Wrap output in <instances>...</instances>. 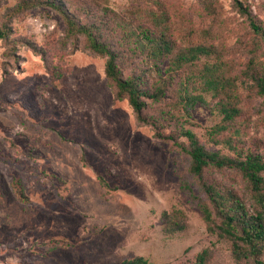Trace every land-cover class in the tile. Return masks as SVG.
Here are the masks:
<instances>
[{"label": "rangeland", "instance_id": "1", "mask_svg": "<svg viewBox=\"0 0 264 264\" xmlns=\"http://www.w3.org/2000/svg\"><path fill=\"white\" fill-rule=\"evenodd\" d=\"M0 26V264H123L139 255L194 264L203 250L207 264H257L220 234L202 188L236 193L252 213L241 170L194 175L180 146L188 138L159 137L117 99L107 57L85 32L126 51L125 76L162 86L165 97L150 99L144 115L173 109L180 119L163 118L165 134L191 129L221 155L264 158V0H0ZM146 31L171 44L163 60L150 56ZM206 66L220 70L218 89L201 78ZM187 91L203 98L188 111Z\"/></svg>", "mask_w": 264, "mask_h": 264}, {"label": "trees", "instance_id": "2", "mask_svg": "<svg viewBox=\"0 0 264 264\" xmlns=\"http://www.w3.org/2000/svg\"><path fill=\"white\" fill-rule=\"evenodd\" d=\"M252 26L256 31L260 30L255 23H252ZM85 34L90 41L92 49L96 53L107 57L105 70L110 83L116 90L117 99L127 98L135 110L138 120L143 123L151 124L159 137L175 142H178L177 139L179 136L188 138L189 144H181L180 146L190 155V171L194 175L202 177L204 170L209 166H216L219 168L230 166L241 170L252 188L253 199L256 203V209L252 213L248 211L245 203L236 193L231 192L226 195L223 191L208 183H203L202 188L207 194L211 204H214V207L218 210L217 215H219L220 223L217 228L220 234L234 240L237 255H254L256 256L257 264H264V261L258 258L259 254H261L264 249V176L262 174L264 171V158L252 152L246 153L244 157L221 155L219 152L211 151L201 144L196 134L191 129H179L176 132L165 134L163 131V120L169 117L172 119H180L178 115L172 111L173 109L164 111L161 116H152L151 119H147L144 115V111L148 107L150 99L153 104L161 101L165 97L166 93L162 86L158 85L152 91L149 90L145 84L143 77L139 75L125 76L124 71L126 66L122 61L123 58L126 57V51L110 47L107 42L102 41L92 30H86ZM5 36L6 31L0 26V38H4ZM144 36L148 40V43H151L149 54L154 60H163L164 54L171 51V44L167 39L163 38V35L155 37L153 34H149L146 31ZM148 43H144V45ZM137 47L139 48L140 45L137 44ZM132 49L137 50L136 47ZM181 58H186V56L182 55ZM157 67L159 66L157 65ZM162 73L165 75L166 71L163 70ZM200 76L203 78L208 88L218 89L219 86H222L221 72L215 66H206L200 73ZM257 83L259 93L264 96V71L257 77ZM181 95L185 99V102L188 103L186 105L184 104L186 111H188L190 106H193L203 99L200 95L189 94L188 91L185 95ZM221 110L225 113L224 117L226 118H231L234 112L225 106L221 107ZM185 187L193 192V188L189 185L185 184ZM199 206L204 213L206 221L212 228L211 223L214 222V214L209 204L202 201L199 203ZM179 213L182 214V211H179ZM164 214L168 216L167 212ZM239 242H241V245ZM242 246L245 248L243 249ZM123 264L155 263L139 255L125 259ZM194 264H207V250H203L197 255Z\"/></svg>", "mask_w": 264, "mask_h": 264}]
</instances>
